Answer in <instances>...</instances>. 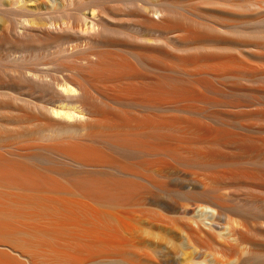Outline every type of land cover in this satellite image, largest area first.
I'll list each match as a JSON object with an SVG mask.
<instances>
[{"label":"bare ground","instance_id":"obj_1","mask_svg":"<svg viewBox=\"0 0 264 264\" xmlns=\"http://www.w3.org/2000/svg\"><path fill=\"white\" fill-rule=\"evenodd\" d=\"M11 1L0 48L30 73L0 74V264H150L131 241L159 228V256L245 264L218 255L264 239V0Z\"/></svg>","mask_w":264,"mask_h":264},{"label":"rangeland","instance_id":"obj_2","mask_svg":"<svg viewBox=\"0 0 264 264\" xmlns=\"http://www.w3.org/2000/svg\"><path fill=\"white\" fill-rule=\"evenodd\" d=\"M37 1L40 3V4H44L43 2L44 1H47L48 3H49V5H53V1L52 0H28V2L27 3H29L30 4V2H32L31 4H30V6H35L36 4H37ZM131 1H133V0H124V2H126L125 4H126V6H129V7H137V6H144L147 10H149V9H152V3H154V0H134V4L131 2ZM12 1L11 0H0V24H2V25H10V24H17V19L19 18V16H18V13H17V11L15 10V7H14V5L11 3ZM132 3V4H131ZM129 4V5H128ZM139 4V5H138ZM150 4V5H149ZM135 5V6H134ZM137 5V6H136ZM146 5V6H145ZM13 6V7H12ZM147 6H148V8H147ZM144 7H140V8H144ZM139 8V7H138ZM89 9V10H88ZM8 11V12H7ZM90 11H92V9H91V7H85L83 10H82V12L84 13V14H86V15H88L89 14V16L90 15H92L93 14V11H92V13H90ZM150 11V10H149ZM6 13V14H5ZM154 12H152V14H153ZM153 15H156V16H158L156 13H154ZM87 22V21H86ZM128 31H130V33L132 32L134 35H139V33L136 31V29H134V28H131V29H129ZM131 33V34H132ZM138 33V34H137ZM140 36V35H139ZM35 46V47H34ZM35 48H36V50H35ZM38 50V46H36V44H33L32 45V48L30 47L29 48V51L30 52H36ZM7 53V50H6V48L5 47H1L0 48V74L2 73L3 74V76H4V74H6V75H8V74H11L12 72H13V74L12 75H14V76H16L17 77V81L19 80L18 78H19V76H20V80L18 81V82H24L26 79H27V77L29 76V74L28 73H30L29 72V70L27 69V65H28V62L27 61H23V60H14V59H10L9 57H7V56H5V53ZM8 58V59H7ZM26 62V63H25ZM27 64V65H26ZM71 64V63H70ZM3 65V66H2ZM41 66V65H40ZM5 67V68H4ZM6 67H8V68H6ZM11 68V69H10ZM26 68V69H25ZM4 69H6V70H4ZM18 69V70H17ZM21 69H22V71H21ZM9 70V71H8ZM12 71V72H11ZM17 71V72H16ZM8 74H7V73ZM11 72V73H10ZM22 72V73H21ZM26 73V74H25ZM1 74V75H2ZM21 74H23V79H21V77H22V75ZM28 75V76H27ZM26 78V79H25ZM55 87V86H54ZM57 88H59L60 89V87L59 86H56ZM55 87V88H56ZM40 90H41V88H39ZM49 89H51L50 87H48V89H47V87H46V91H48ZM60 105H58V107H59ZM69 108V106H66L65 107V111H67V109ZM58 111H61V110H58ZM63 111V110H62ZM60 112V114H56V113H53L55 116L57 115V117H59V115H60V117H62L61 116V114L62 115H64V113L63 112H65V111H63V112ZM59 117V118H60ZM64 117H65V115H64ZM67 117V116H66ZM65 117V118H66ZM68 118V117H67ZM182 210L183 209H176V210H174V213H170V214H164V216H166V217H164L162 214H159L158 212H156L155 210H151V212H153V211H155L154 212V214L155 215H151V214H146L145 216L143 215V217H145V218H149V220H151L153 223H158V224H160V225H164V226H166V227H168L169 229L170 228H172V227H175V226H178L179 225V222H181L183 219L181 218V212H182ZM255 213H254V212ZM253 211H251L252 212V218L249 216H247V221L245 222V226L247 227V228H249L250 230H252V228H253V230H255V228H256V230L257 231H259V230H261L260 228L262 227V231H264V220H262V218L264 219V215L260 212V211H258V210H253ZM148 213L150 212V211H147ZM176 212V213H175ZM258 212H260L261 214H262V216H261V214L260 213H258ZM156 213H157V215H156ZM257 213V215H256V217L257 216H259V220H258V218H255V216H254V214H256ZM153 214V213H152ZM159 215V216H158ZM246 215H249L248 213L246 214ZM251 215V214H250ZM151 216V217H150ZM179 216V217H178ZM159 218V219H158ZM250 219V220H249ZM260 219L262 220L261 222H262V224L261 225H257L256 224V222L255 221H259L258 222V224L260 223ZM248 220H249V222H248ZM251 222V223H250ZM181 224V223H180ZM253 224V225H252ZM257 225V226H256ZM261 226V227H260ZM258 227H260L259 229H258ZM159 230V231H158ZM158 230H155L156 231V233H158V235H156V236H151V235H147L144 239H140L139 240V242H137L138 241V239L136 238V239H133V241H131L130 243L131 244H137V245H135L136 247H137V249H136V252H140L139 254L140 255H142V256H146L147 257V255H149L150 257H148L149 259H151L152 260V262L150 263V264H181V263H183L182 262V258L181 257H175V256H173L172 254H168V255H166V256H159L158 254H156L155 252L153 253L152 251H151V249L150 248H154L155 246H157L158 244H165V243H167L169 240H170V237L171 238H177V235H175L174 234V232L173 231H167V230H164V228H159ZM155 231H154V233H155ZM162 232V234H161V232ZM256 231V232H257ZM160 232V233H159ZM161 234V235H160ZM159 236V237H158ZM257 237H259V238H257ZM169 238V239H168ZM252 240H259L260 242L258 243L257 241H253V243H249V244H244V246H242V245H238V244H236V245H234V247L233 246H231V247H228V248H226L225 249V251H223V252H221V254L220 255H218V253H219V248H218V244H217V242L218 241H220V240H218V239H216V240H207V242L208 243H210L209 245H211V247L209 246V248H208V251L210 250L211 251V253H215V251H217L215 254H217L219 257H223V258H225L226 257V259H229L230 257H232V258H239V259H242L243 261H244V263L245 264H263V262H264V260L263 261H261L260 260V258H259V260L261 261H259L258 260V257L255 259V257L254 258H249V257H252V256H250L251 254L250 253H248V252H246V248H247V246L249 245V248H251L252 250L253 249H255L254 251H257V250H261V249H263L264 250V243H262L261 241H264V239H263V237H261V236H259V235H256V237L255 238H253ZM141 241V242H140ZM217 241V242H216ZM257 244V245H256ZM245 245H247V246H245ZM256 245V246H255ZM141 246V247H140ZM135 247V248H136ZM144 248V249H143ZM146 248V249H145ZM148 249H150V250H148ZM211 249H213L214 250V252H213V250H211ZM217 249V250H216ZM232 249V250H231ZM257 249V250H256ZM135 250V249H134ZM138 250V251H137ZM141 250V251H140ZM209 251V252H210ZM155 254V255H154ZM209 255V254H208ZM232 255V256H231ZM228 256V257H227ZM181 258V259H180ZM210 259V258H209ZM212 260H213V258H211ZM210 259V263H214V260L212 261ZM225 260V259H224ZM212 261V262H211ZM251 262V263H250ZM215 264V263H214Z\"/></svg>","mask_w":264,"mask_h":264}]
</instances>
